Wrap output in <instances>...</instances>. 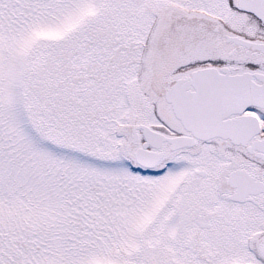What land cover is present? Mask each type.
I'll return each mask as SVG.
<instances>
[{
  "label": "snow or ice",
  "instance_id": "1",
  "mask_svg": "<svg viewBox=\"0 0 264 264\" xmlns=\"http://www.w3.org/2000/svg\"><path fill=\"white\" fill-rule=\"evenodd\" d=\"M0 264H264V0H0Z\"/></svg>",
  "mask_w": 264,
  "mask_h": 264
}]
</instances>
